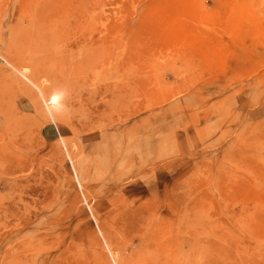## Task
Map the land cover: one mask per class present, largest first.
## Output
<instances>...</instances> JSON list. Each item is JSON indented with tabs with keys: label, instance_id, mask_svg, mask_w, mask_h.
Returning <instances> with one entry per match:
<instances>
[{
	"label": "rangeland",
	"instance_id": "374dc122",
	"mask_svg": "<svg viewBox=\"0 0 264 264\" xmlns=\"http://www.w3.org/2000/svg\"><path fill=\"white\" fill-rule=\"evenodd\" d=\"M0 264H264V0H0Z\"/></svg>",
	"mask_w": 264,
	"mask_h": 264
},
{
	"label": "bare ground",
	"instance_id": "6f19581e",
	"mask_svg": "<svg viewBox=\"0 0 264 264\" xmlns=\"http://www.w3.org/2000/svg\"><path fill=\"white\" fill-rule=\"evenodd\" d=\"M37 70H38V69H37ZM37 82H38V81H37ZM37 82H36V83H37ZM37 86H38V84H37ZM39 92H40V91H39ZM41 93L43 94V93H45V91L43 90V91H41Z\"/></svg>",
	"mask_w": 264,
	"mask_h": 264
}]
</instances>
